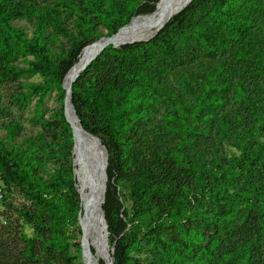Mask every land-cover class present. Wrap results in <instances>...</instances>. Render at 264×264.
<instances>
[{
  "label": "trees",
  "instance_id": "1",
  "mask_svg": "<svg viewBox=\"0 0 264 264\" xmlns=\"http://www.w3.org/2000/svg\"><path fill=\"white\" fill-rule=\"evenodd\" d=\"M163 1L145 0V3L139 5L130 15V18L133 16V18H141L144 15L153 13ZM230 1L192 0L188 6L182 8L183 10H179H182L180 14H177L179 13L177 11L156 36L149 39L150 41L144 45L160 43L164 48H168L174 42L185 39L190 32L196 31L197 38L209 41L208 43L213 42L217 47L215 52L222 50L231 54L232 50H229V48H231L233 40L228 41V37L241 32L244 27L245 32L252 31L256 26L261 28V24L255 25V19L245 22L238 20L236 8L231 6ZM83 2L87 7L88 15L86 13H75L73 10L70 12L76 18L73 27L77 30V35L75 40L72 41L73 48L67 50L61 45L54 47L53 43L50 42L57 36H67V28L64 25L61 12H35L27 9L23 10L18 6L5 7L2 6L0 0V84L16 81L22 76H38L41 78L38 83L25 82L22 85L23 90L19 91L15 97V101L20 104V108L27 107L30 102L35 100V112L39 116L40 107L45 97L53 92L63 102L65 92L62 89V81L64 76L69 71L71 72L86 46L102 38H107L99 37L92 30L91 21L93 19L89 15H95L97 18L102 15L110 36L116 34L124 26L129 25L133 19L124 25L120 14L116 13V5H113L111 0H83ZM253 5L257 6L255 3ZM237 9L241 10L240 7H237ZM15 19H25L33 24L30 37L25 35L22 30L11 25V21ZM208 28L209 33L206 30ZM254 41L259 42L257 38ZM140 43L145 42L134 44ZM144 45L122 46L121 53H131L133 48ZM203 47L205 48V46ZM101 53L96 57L97 60ZM242 53H247L246 46L245 51L241 50ZM257 54L263 58L259 59V61H263L261 64L256 62L254 65L259 78L257 76L254 78H246V76H240L238 79L233 78L234 72H231L232 61L230 62L226 56L223 60L218 59L215 64L205 60L204 62L200 60L193 64H185L183 84L187 86L186 93L193 96L198 105L194 111L176 110L168 116L174 123L181 124L183 129L181 143L184 150L183 153H180L181 150H179L175 156L184 166L185 174H176L169 169L170 171L165 170L163 175L156 177L151 171L143 170L132 177L129 175L124 176L125 186H120V191L118 190L117 193H115L116 188L107 187L102 209L107 224V239L109 244L114 246V264H130L129 253L136 242L133 235L134 224L139 225L141 228L146 227L144 233L149 236L159 235L164 230H169V232L177 230V232H182L181 238L187 241L190 237L187 227L190 229L189 224L192 220H196L199 222V228L202 231L204 229L208 231V236L206 245H199L198 247L195 264L214 262L215 264H251L250 262L255 257L253 251L262 248L260 242H258L264 236V155H262V152L259 153L260 150L253 151V144L246 141L245 151L242 152L241 156L235 161H229L222 157L208 159L207 154L210 148L197 147L200 149L195 157L198 161L191 163L187 158L186 151L191 152L192 150L185 148L186 145L191 144L194 147L195 140L189 134L190 131H192V134L196 131L197 123L206 125L209 128L207 130L209 134L214 133V122L211 121L210 113L207 114L206 112L207 105H212L214 111L219 110V112H222L223 107L229 106L231 108L234 104H245L249 101L247 111L252 120L258 125L254 129H264V96L247 99L245 95L250 92L248 90L250 84L246 79L253 80L250 82L256 85L255 90H257V93L264 88V53L262 55L260 51H257ZM19 58L24 60L23 67L15 64L16 59ZM27 58H31V60H27ZM131 59L133 58H128L125 62L130 63ZM92 65L91 62L72 84L71 102L75 114L86 132L98 137L99 132L103 130L110 134L113 142L117 144L119 143V137L126 132V124L123 120L128 119L132 114H140L144 111L140 110V105H138L140 101L133 99L137 91H140V85L132 82V78L135 79L133 73L126 71L124 76L121 77V72L124 70L114 69L106 75L102 84L97 85V83L87 82L82 86L79 84L80 79L86 71L91 69ZM198 68L201 70L198 71ZM236 72L242 74L239 68H236ZM200 74H206L207 76L203 79ZM151 81L153 83V80ZM245 89L247 90L245 91ZM232 90H236V92H228ZM222 91L224 93H220ZM81 108L88 112L96 125L95 129L92 130L83 122ZM59 118L62 123L66 124L68 132H70V126L64 118L63 108L59 111ZM222 123L220 121L219 125H224ZM232 123H234V120ZM3 129L5 136L4 139H0V175L4 182L18 186L25 199L39 208L37 212L23 210L21 216L26 222L34 224L35 235H38L39 228L47 231L50 239L44 244L45 248L58 249L62 241L60 232L63 226L55 223V216L58 213L56 214L55 207L46 201L47 198L44 192H48L36 187L30 168L25 164L23 152L12 147L8 150L6 147V142L13 141L21 132V124L15 120H10L3 124ZM205 132L206 130H201V133ZM73 146L72 134L70 148L72 182H61V177L58 175L54 180L46 183V187L50 190V196L52 197L59 195L60 189L66 187L64 196L68 201V210L74 218L72 227L76 228V233L79 236L78 250L81 258V225L78 223L77 218L79 213H82V206L76 193V191L78 192L76 184L79 181L81 172L78 169L79 165L75 162V179L73 166V157L75 161H80V156L79 152L74 153L73 156ZM262 151L264 152V148ZM159 157L168 158L163 155H159ZM201 161L204 163L207 161L208 164L213 166V174L204 171L199 174L195 173V165ZM118 166L119 160L114 158L107 160V172L111 177L112 169ZM182 178H187L190 182L185 183ZM227 181L235 182L238 186L233 193H228L224 187ZM120 195L123 203L130 204V218L126 214L127 209L123 204H120ZM206 200L214 202L212 204L208 202L205 206L204 202ZM214 204H216L219 211L213 209L215 208ZM122 212L123 216L121 215ZM239 222H242V227H250L256 233L246 237L245 241L235 244L231 248H225L222 250L223 252L218 254V257H215L214 247L218 246V241L212 235L218 236L226 230L235 232L238 227L240 228ZM234 226L235 229H233ZM125 230H128V234L123 235L122 233ZM91 249L95 254L92 246ZM23 255L26 261L34 259L31 241L28 242ZM239 255H243L241 259L237 258ZM38 260L40 262L44 261L42 257H39ZM73 260L72 257H67L65 263L71 264ZM99 260V264H104L101 261H104L103 258H98ZM153 264L159 263L153 262Z\"/></svg>",
  "mask_w": 264,
  "mask_h": 264
},
{
  "label": "rangeland",
  "instance_id": "2",
  "mask_svg": "<svg viewBox=\"0 0 264 264\" xmlns=\"http://www.w3.org/2000/svg\"><path fill=\"white\" fill-rule=\"evenodd\" d=\"M111 1L113 5H116V13L120 14L124 25L134 17L130 18V15L137 7L145 3V0ZM230 2L231 6L236 8L238 20L245 22L255 19V25L261 24V28L256 26L252 31L245 32L244 27L241 32L228 37V41L233 40V44L229 48V50H232L231 54L222 50L215 52L217 47L213 42L208 43L209 41L197 38L196 31H193L187 34L185 39L174 42L168 48H164L160 43H150V45H144L147 42L126 44L123 46H144L133 48L131 53H121L122 46L119 48L109 47L101 53L98 60L95 58L96 60L92 61L91 69L86 71L80 79L79 84L82 86L87 82L100 85L105 81L106 75L114 69H122L124 71L121 72V77L124 76V72H131L135 75L132 82L140 85V91H137L138 95L135 94L133 99L140 101L138 105H140V110L144 111L140 114H132L128 119L123 120L126 124V132L119 137V143H114L112 136L103 130L99 132L97 137L107 151L108 160L111 158L119 160V166L112 169V177L107 172L106 190L107 187L116 188L115 193H117L120 186H125L124 176L129 175L132 177L143 170L151 171L156 177L163 175L165 170L170 171L169 169L176 174H185L184 166L175 156L179 150H181L180 153H183L184 150L181 143L183 129L181 124L174 123L168 116L176 110L191 112L197 108L198 102L194 100L193 96L186 93L187 86L183 84L185 74L183 69L186 63L193 64L196 61L203 60L204 62L205 60L215 64L218 59L223 60L226 56L230 62L232 61L231 72H234L233 78L259 76L254 65L256 62L260 64L263 62L259 61L263 58L257 54V51H260L262 55L264 53V0H247L246 2L245 0H231ZM1 3L5 7L18 6L23 10L27 9L35 12H61L64 25L67 28V36H57L50 42L53 43L54 47L61 45L67 50L73 48L72 41L75 40L77 35V30L73 27L76 18L70 12L73 10L75 13H86L88 15L83 0H1ZM253 3L257 6H254ZM237 7H240L241 10H238ZM89 17L93 19L91 21L92 30L99 37L110 36L102 15L97 18L91 14ZM135 19H139V17L133 20ZM11 25L22 30L28 37L32 34L33 24L25 19L12 20ZM206 30L209 33V28ZM213 34L215 35V33ZM255 38L259 42H255ZM245 46L247 53L241 54V50L245 51ZM128 58H133L130 63L125 62ZM27 60H31V58H27ZM232 63L236 65L233 64V66ZM15 64L23 67L24 60L21 58L16 59ZM236 68H239L243 75L237 73ZM200 70L198 68V71ZM206 76V74H200L203 79ZM151 80H153V83ZM40 81L41 78L38 76H22L16 81L0 84V139H4L5 136L4 123L15 120L21 124V132L13 141L6 142V147L8 150L12 147L23 152L25 164L30 168L36 187L48 192H44L47 198L46 201L52 204L55 207L56 214L58 213L55 216V223L63 226L60 232L62 241L58 249L44 247L46 241L50 239V235L42 228H39L38 235H35L34 224L26 222L21 216L23 210L37 212L39 208L25 199L18 186L4 182L0 175V264H66L65 259L67 257L74 259L71 264H87L82 252L80 258L78 250L79 236L76 233V228L72 227L74 218L68 210V201L64 196L66 187L61 188L59 195L53 197L50 196L51 192L46 187V183L51 182L58 175L61 177V182H72L70 158L72 130L70 128V132H68L66 124L62 123L59 118V111L64 108V100L63 102L60 101L55 92L50 93L45 97L40 107L39 116L35 112V100L25 108H20V104L15 101L16 94L23 90L22 85L25 82L38 83ZM246 81L250 84L248 89L250 92L245 94L247 99L264 96V88L257 93V90H255L256 85L250 82L253 80L246 79ZM228 92L235 93L236 90ZM249 104L248 101L245 104H234L231 108L229 106L223 107L222 112H219V110L214 111L212 105H207L206 112L207 114L210 113L211 121L214 122V133L209 134L207 132L209 128L203 123L196 124V131L193 134L190 131L189 134L195 140L194 147L196 149L192 144L185 147L192 150L191 152L186 151L188 160L191 163L198 161L195 157L200 152L197 147H200L210 148L207 154L208 159L222 157L229 161H235L245 151L246 141L253 144V151L260 150L259 153L262 152V155H264L262 151L264 148V129H254L258 125L252 120L247 111ZM81 114L83 122L92 130L95 129L96 125L88 112L81 108ZM233 120L234 123H232ZM220 121L224 125H219ZM201 130H206V132L201 133ZM177 147L178 149H176ZM158 154L168 158L164 159L159 157ZM212 167L207 161L206 163L198 162L195 165V173L199 174L204 171L213 174ZM182 180L185 183L190 182L187 178H182ZM224 187L228 193H233L238 188L235 182L230 181H227ZM119 200L120 204H123L127 209L126 214L130 218V204L123 203L121 195ZM208 202L212 204L214 201L206 200L204 205ZM214 205L215 208L213 209L219 211L216 204ZM121 215L123 216V212ZM44 216L46 217V215ZM241 225L242 222H239L240 228L238 227L235 232L226 230L218 236L212 235L218 241V246L214 247L215 257H218V254L223 252L222 250L225 248H231L233 245L245 241L246 237L256 233L250 227L245 228ZM199 227V222L192 220L189 224L190 229L187 227L189 240L184 241L181 238L182 232H177V230L171 232L164 230L159 235L149 236L144 233L146 227L141 228L139 225L134 224L133 235L136 242L129 253L130 264H153V262L159 264H195L198 247L199 245H206L208 236V231L206 229L202 231ZM233 229H235V226ZM122 234H128V230H125ZM30 241L33 244L34 259L26 261L23 254ZM258 242H260L262 248L253 251L255 257L250 262L251 264H264V236ZM107 247L109 251L111 247L109 242ZM93 248L97 261L98 258L105 259V257L99 255L95 247ZM242 256L239 255L237 258L241 259ZM39 257H42L44 261L40 262ZM180 257L182 258L180 259ZM90 259L91 264H96L92 254ZM99 262L100 260L98 264ZM210 264H215V262Z\"/></svg>",
  "mask_w": 264,
  "mask_h": 264
},
{
  "label": "bare ground",
  "instance_id": "3",
  "mask_svg": "<svg viewBox=\"0 0 264 264\" xmlns=\"http://www.w3.org/2000/svg\"><path fill=\"white\" fill-rule=\"evenodd\" d=\"M190 0H164L159 8L153 13H150L145 18H139L131 20L129 25L121 28L113 36L112 42L107 44V38L100 39L88 46H86L79 56L78 61L75 63L71 72L67 73L66 79H64V87L68 88L72 85L77 77L79 71L87 65V63L104 51L106 48L115 45V48H119L126 44H134L139 42H145L154 37L165 24L174 16V14L181 8H184ZM181 12V11H179ZM178 14V13H177ZM145 16V15H144ZM121 31V32H120ZM156 36V35H155ZM95 59V58H94ZM67 113L71 119L73 125V156L74 153L79 152L80 161L73 159L74 177H75V162L79 165L81 176L76 184L78 193L81 198V206L85 207V214H80V225L84 229L83 239L81 240L82 256H84L87 264H91V254L98 261L92 252L91 246L95 247L100 256L105 257L106 264H111V252L108 251V243H105L106 233L104 223L101 220V216L96 212L93 204L96 199L95 180L94 174L96 171L95 166L100 169L101 162L104 160V152L101 148L102 143L96 140L94 135L86 132L83 128L80 129L78 121L73 116L72 109L69 104V96L67 97ZM82 127V126H81ZM96 142V143H95ZM80 150V151H79ZM76 179V177H75ZM86 251V253H85ZM87 254V255H86ZM110 256V259H109ZM93 260V259H92Z\"/></svg>",
  "mask_w": 264,
  "mask_h": 264
},
{
  "label": "water",
  "instance_id": "4",
  "mask_svg": "<svg viewBox=\"0 0 264 264\" xmlns=\"http://www.w3.org/2000/svg\"><path fill=\"white\" fill-rule=\"evenodd\" d=\"M192 0H190L189 1V3L191 2ZM188 3V4H189ZM188 4L186 5V6H188ZM185 6V7H186ZM184 7V8H185ZM183 8V9H184ZM182 9V10H183ZM181 10V11H182ZM178 14H180V12L178 13ZM156 35V34H155ZM154 35V36H155ZM113 37L114 36H110L109 38H107V44L109 43V42H112V40H113ZM149 40H147V41H145V43L146 42H148ZM113 47L115 48L116 46L115 45H113ZM98 56V53L95 55V57H93V59H91L88 63H87V65L85 66V67H83V69H81V71H79V73H78V75H77V77L78 76H80V74L91 64V62L94 60V58H96ZM64 78H65V76H64ZM64 78H63V81H62V89L64 90V92H65V96H64V108H63V114H64V118H65V120H66V122L69 124V126H70V128H71V130H72V134H73V125H72V122H71V119L69 118V115H68V113H67V106H66V103H67V97L69 96V104H70V107H71V109H72V112H73V116L75 117V119H76V121H78V126H79V128L80 129H82V127H81V124H80V122H79V120H78V118H77V116H76V114H75V110H74V107H73V105H72V102H71V100H72V85H70L68 88H65L64 87V84H63V82H64ZM96 140H98L100 143H101V141L97 138V137H94ZM101 148L103 149V152H104V160H103V162H101V167H100V169H98V166H97V168H96V166H95V169H96V171L97 172H95V176L93 177L94 178V180H95V193H96V199H95V202H94V204H93V208L95 207V209H96V212L97 213H99L100 214V216H101V220L103 221V223H104V227H105V230H106V235H105V243L107 242L108 243V240H107V224H106V221H105V219H104V212H103V209H102V205H103V203H104V201H105V197H106V183H107V160H108V158H107V151H106V149H105V147L103 146V145H101ZM74 184V183H73ZM74 188H75V185H74ZM75 190H76V188H75ZM76 193H77V195H78V198H79V201H80V205H81V198L79 197V194H78V192L76 191ZM82 208V207H81ZM82 210H83V215L85 214V207H83L82 208ZM77 221H78V223H80V213H79V215H78V218H77ZM83 231H84V229L80 226V235H81V240L83 239ZM113 250H114V246H111L110 247V252H111V264H114V262H113ZM103 261V260H102ZM104 262V261H103ZM104 264H105V262H104Z\"/></svg>",
  "mask_w": 264,
  "mask_h": 264
}]
</instances>
